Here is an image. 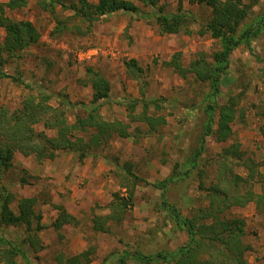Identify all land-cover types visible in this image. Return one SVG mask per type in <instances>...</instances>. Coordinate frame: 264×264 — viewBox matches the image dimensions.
Returning <instances> with one entry per match:
<instances>
[{"label": "rangeland", "instance_id": "374dc122", "mask_svg": "<svg viewBox=\"0 0 264 264\" xmlns=\"http://www.w3.org/2000/svg\"><path fill=\"white\" fill-rule=\"evenodd\" d=\"M6 1L0 0L4 15L12 20H30L39 39L21 51L1 54L0 69L5 76L0 77V107L17 109L26 95L36 96L43 91L50 94L46 102L63 109L67 122L72 123L76 114L86 113L82 103L89 104L92 99L87 73L91 69L104 76L110 86L111 100L99 103L100 116L128 123L131 134L120 137L114 133L103 146L91 147V153L82 159L68 149H59L53 159L42 161L33 154L25 156L15 151L11 167L2 177L3 185L15 197L10 206L16 211L20 198L36 197L34 210L41 214L45 225L41 229L33 227L38 238L34 246L27 242L19 246L24 256H16L17 264H64L65 259L85 250L91 251L87 264H117L122 253L128 254L125 264H172L161 260L145 263L132 256L136 251H172L188 240L185 230L172 220L162 203V190L156 183L165 179L164 198L182 216H192L198 208L208 206L211 185L227 186L235 203L225 207L220 217L243 220L241 239L249 245L246 264H264V207L256 206L253 199L243 197L239 203L233 198L251 191L264 194V26L249 43L237 45L228 57L211 114L213 132L219 107L232 98L234 117L229 135L221 141L215 135L203 134L209 118L205 106L210 82L198 78L187 67L200 58L212 64L213 53L221 49L218 39L209 33H197L210 17V7L190 0H158L166 11H174L180 3L194 13L196 20L189 25L192 32L187 34L160 33L154 18L135 17L124 11L102 15L87 25L73 10L57 3L51 13L41 6V0H27L19 9L8 8ZM62 1L69 4L73 0ZM131 1L142 10L149 9L139 0ZM242 1L252 5L239 30L264 15V0ZM58 19L66 24L60 32L55 28ZM4 34L0 26V42ZM173 57L186 68L183 75L165 63ZM130 59L141 68L138 78L125 67ZM18 75L23 83L13 79ZM158 97L162 98L161 108L151 107L149 113L164 115L165 122L147 133L145 123L129 120L122 100ZM64 98L71 106L62 102ZM136 126L139 136H135ZM34 129L48 136L56 134L55 129L41 122ZM93 132L89 128L75 135L87 142ZM201 143L200 155L191 165L189 158ZM233 148L238 157L232 153ZM125 167L136 178L128 175ZM115 193L122 198L131 193L124 217L118 222L108 219V231L95 230L93 216L109 212L108 203ZM58 205L75 219L56 229L52 222L60 212ZM30 231L24 225L0 228L16 243ZM202 253L201 256L208 255ZM83 259L78 261L84 263Z\"/></svg>", "mask_w": 264, "mask_h": 264}, {"label": "trees", "instance_id": "16d2710c", "mask_svg": "<svg viewBox=\"0 0 264 264\" xmlns=\"http://www.w3.org/2000/svg\"><path fill=\"white\" fill-rule=\"evenodd\" d=\"M41 6L54 13V4H59L63 8L73 10V14L80 16L87 25H91L100 16L112 13L115 11H124L135 17H152L155 24L158 26L160 33H177L192 32L189 25L196 20L193 12L183 9L178 3L174 11H166L158 5V0H139L143 5L148 6V10L140 9L131 0H97L94 3L88 0H73L69 4L62 0H41ZM192 3L204 4L210 7V17L200 25L197 33H209L211 37L218 39L221 43V49L213 53L212 64L206 62L203 58L195 60L190 64V69H193L196 76L202 80L210 82L211 90L206 98L208 103L205 106L208 119L205 124L204 136L215 135L218 140H225L230 132V123L234 117V106L230 100L219 107L217 126L212 132V109L216 92L219 90L222 74L226 73L229 64V55L231 51L240 43H249L252 37H255L261 28L264 26V15L254 18L249 24H243L239 30V26L248 17L250 7L252 5L244 3L242 0H190ZM27 0H7L6 6L10 9H19L25 6ZM0 26L5 34L2 42H0V62L3 51L13 54L15 51H21L29 45L36 43L39 39V32L30 20H12L4 15L0 7ZM66 27L65 22L57 20L55 28L62 30ZM167 65L173 66L182 75L185 67L182 66L179 59L173 57L165 62ZM128 71L133 73V77L138 78L141 68L137 65L134 59H130L125 63ZM91 88L93 90L92 99L89 104L82 103L85 114L76 117L72 123L67 122L64 116L63 109H55L46 101L50 94L43 91L26 95L21 100L19 108L9 110L5 107H0V228L25 226V229L32 230L28 232L27 237L17 241L5 237L0 232V260L3 264H17L16 256H24L23 250L20 248L22 243L27 242L30 246H34L38 242L36 233L33 227L41 229L45 227L41 223V214L34 210L36 197L26 196L20 198L17 202L16 211H14L10 203L12 202L13 193L9 191L7 186L2 183V177L12 165V158L15 151H19L23 155H31L37 161L43 159H53L57 154V150H71L78 154V159L88 155L91 147L103 146L106 141L114 133L120 137H128L131 134L127 130L129 124L121 120H106L100 116L98 105L105 100H111L109 97V81L99 72H94L91 69L87 70ZM5 73L0 69V77H4ZM13 77V76H12ZM222 77V78H221ZM19 80L20 76L13 77ZM29 82L25 83L28 85ZM39 98V99H36ZM121 101V100H120ZM162 98H124L122 103L127 110V117L131 122L145 123L148 129L145 132H151L156 129L158 124L165 122L164 115H154L149 113L151 107L160 109ZM66 106H71L68 99H62ZM140 106V110H136ZM41 122L45 127L55 129L54 136H48L43 130L36 131L34 125ZM89 128L93 129V133L89 140L84 141L81 136H76L75 132L86 131ZM139 127H135L136 134L139 136ZM264 137V127L261 128ZM203 144H200L199 149L189 158L190 164H194L196 157L200 155ZM236 149L233 148L232 153L236 154ZM238 157L239 154H236ZM226 167L227 164H225ZM128 175L135 174L125 167ZM252 177V174L249 173ZM236 183V180H233ZM167 179L158 181L156 185L162 190V203L167 207L172 220L178 227L185 230L188 240L185 244L179 245L172 251L159 250L157 253L145 254L136 251L132 256L139 261L150 263L168 261L172 264H246L245 252L249 249V245L245 244L241 236L244 233V222L241 219H224L220 217V212L231 203V197L228 194V187H220L218 184L210 186L209 203L206 207L198 208L197 212L192 216H182L177 208L165 200ZM255 200L258 204L264 207V194L248 192L243 195L233 196L238 199L239 203L242 198ZM131 200V193H128L124 198L119 197L117 193L113 194V200L109 205V212L105 215H94L92 218V227L99 231H108L107 220L112 219L115 222L120 221L125 214L126 206ZM241 200V201H240ZM59 214L52 222V225L58 229L64 223L74 221V216L66 213L63 207ZM20 246V247H19ZM89 250L79 253L77 256H71L64 260V264H87ZM202 252H207V256H201ZM128 254L122 253L118 257L117 264H125ZM84 258V263L78 261V258Z\"/></svg>", "mask_w": 264, "mask_h": 264}]
</instances>
